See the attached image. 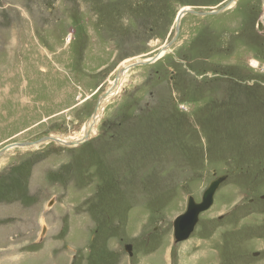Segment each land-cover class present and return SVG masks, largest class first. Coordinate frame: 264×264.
Returning <instances> with one entry per match:
<instances>
[{
	"label": "rangeland",
	"instance_id": "374dc122",
	"mask_svg": "<svg viewBox=\"0 0 264 264\" xmlns=\"http://www.w3.org/2000/svg\"><path fill=\"white\" fill-rule=\"evenodd\" d=\"M229 1L0 0V150L80 131L119 68L177 34L125 65L87 140L0 155V264H264V3L176 31Z\"/></svg>",
	"mask_w": 264,
	"mask_h": 264
},
{
	"label": "water",
	"instance_id": "95a60500",
	"mask_svg": "<svg viewBox=\"0 0 264 264\" xmlns=\"http://www.w3.org/2000/svg\"><path fill=\"white\" fill-rule=\"evenodd\" d=\"M264 1V0H263ZM233 2H235V0H230L226 5H224L222 8L217 9V10H212V11H204V12H200L191 8H188L187 10H181V12L178 15L177 21V28L176 31H179V25H180V20L181 17L185 14V13H191V14H196V15H208V14H217L220 12H223L227 7H229ZM177 38V34L175 35V37L173 38V40L167 44L166 46L163 47V50H168L169 46L171 44H173L175 42ZM159 54L157 56H155L154 58L150 59V60H137L135 61L132 65L134 64H146V63H150L155 61L158 58ZM125 71V67H121L118 70V73L115 77V84L114 86H116L118 83V79L120 77V75ZM108 95V92H104L101 94V96L99 97V101L97 102L96 107L94 108V111L92 113V116H94L98 110V108L101 106L102 101L104 100V97H106ZM90 129H88L86 134H89ZM62 137V136H61ZM60 136H52L47 135L44 136L38 140L35 141H25L22 143H14V144H10L7 145L5 148H3L2 150H0V155H2L4 152H6L7 149L13 148L15 146H23V147H33V146H38L41 144H44L46 142H58L61 138ZM86 140L88 138H85ZM66 145H68V143H66ZM216 173V172H214ZM228 175L227 174H220V175H216L215 178L213 180H211V182L208 184V186L205 188L203 194H202V198L201 201H196L195 197L190 195L188 197V203H187V209L184 213L180 214L179 216L176 217L175 221H174V238L176 243L178 242H182L185 241L187 239L190 238L191 234L193 233L195 226L197 225L199 218H200V214L206 210H208L214 203V198H215V194L218 190V188L220 187V185L227 179ZM132 245L127 244L125 246L126 251L129 252L130 255H133V250H132Z\"/></svg>",
	"mask_w": 264,
	"mask_h": 264
},
{
	"label": "bare ground",
	"instance_id": "6f19581e",
	"mask_svg": "<svg viewBox=\"0 0 264 264\" xmlns=\"http://www.w3.org/2000/svg\"><path fill=\"white\" fill-rule=\"evenodd\" d=\"M236 2H237V0L235 1V2H233L231 5H235L236 4ZM229 8V7H228ZM188 8H186V10H187ZM183 10H185V9H183ZM183 17V16H182ZM182 17H181V19H182ZM178 18V17H177ZM180 22H181V20H180ZM183 27V26H182ZM169 50H170V48H169ZM166 51H168V50H162L161 52H160V54H159V56L158 57H161L162 55H164V53L166 52ZM148 59V58H147ZM146 60V59H145ZM157 60V59H156ZM133 63L131 60H129V61H127L126 63H125V65L127 64V65H129V64H131V63ZM125 65L123 64V66L125 67ZM127 68L128 67H125V71L120 75V77H119V79H118V81H117V85L116 86H114V84H115V82L116 81H114L112 84H111V87H109V89H108V95L106 96V97H104V100L102 101V103L105 101V99L107 100V97L108 98H110L111 96H113V95H115L117 92H119V89H120V87H121V85L124 83V77H125V73L128 71L127 70ZM124 76V77H123ZM117 95V94H116ZM116 98V97H115ZM108 100H110V99H108ZM107 100V101H108ZM101 103V104H102ZM116 103V102H115ZM100 114V115H99ZM103 114V113H102ZM100 116H101V106L98 108V110H97V112H96V114L94 115V116H92L91 115V117L87 120V122H85V124H83V126H82V128H81V130L80 131H76V132H74L73 134H71V135H63V134H51L52 136H55V135H57V136H62L61 138H60V140L58 141V142H55L56 144H59V145H62V146H66V143H68V145L67 146H69V147H74V146H77L78 144H81L83 141H85L86 139L85 138H89V136H90V134L92 133L93 134V132L95 131V129H96V124L99 122V119H100ZM89 128H91L90 129V132H89V134H86L87 133V131H88V129ZM222 185V184H221Z\"/></svg>",
	"mask_w": 264,
	"mask_h": 264
},
{
	"label": "flooded vegetation",
	"instance_id": "af4514ba",
	"mask_svg": "<svg viewBox=\"0 0 264 264\" xmlns=\"http://www.w3.org/2000/svg\"><path fill=\"white\" fill-rule=\"evenodd\" d=\"M259 2H260V5L263 6L264 1L259 0ZM257 27L259 28L260 31L264 32V18L259 19V21L257 22Z\"/></svg>",
	"mask_w": 264,
	"mask_h": 264
},
{
	"label": "crops",
	"instance_id": "0c3cea01",
	"mask_svg": "<svg viewBox=\"0 0 264 264\" xmlns=\"http://www.w3.org/2000/svg\"><path fill=\"white\" fill-rule=\"evenodd\" d=\"M221 187V186H220ZM218 191V190H217ZM216 195V194H215Z\"/></svg>",
	"mask_w": 264,
	"mask_h": 264
}]
</instances>
